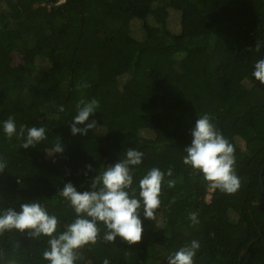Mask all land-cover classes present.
Wrapping results in <instances>:
<instances>
[{"label":"trees","instance_id":"1","mask_svg":"<svg viewBox=\"0 0 264 264\" xmlns=\"http://www.w3.org/2000/svg\"><path fill=\"white\" fill-rule=\"evenodd\" d=\"M262 57L264 0H0V210L40 202L58 218L59 234L76 216L59 195L64 184L90 190L96 174L134 148L143 152L132 169L137 195L147 170L172 168L155 219L141 209L134 244L105 241L98 223L96 243L79 249L75 264H167L192 240L200 244L194 264H264V84L252 76ZM81 98L99 101L89 118L97 126L73 135ZM204 113L235 149V193L183 163ZM9 116L17 131L44 127L46 139L20 147L22 138L3 132ZM57 137L63 162L47 166ZM48 240L5 231L0 264H50Z\"/></svg>","mask_w":264,"mask_h":264},{"label":"clouds","instance_id":"2","mask_svg":"<svg viewBox=\"0 0 264 264\" xmlns=\"http://www.w3.org/2000/svg\"><path fill=\"white\" fill-rule=\"evenodd\" d=\"M256 51L261 45L256 43ZM252 76L264 84V57L254 63ZM77 114L73 123L69 125L71 134L86 135L97 124L90 120L98 107L99 101L95 98H81L75 105ZM63 112V105L58 106ZM77 125H84L78 127ZM191 131V143L183 149L185 155L183 163L190 166L194 172L203 175L215 189L232 194L240 187V179L235 172V149L233 145L213 124L209 114L204 113L196 118ZM3 132L7 138L16 136L23 139L20 147L27 149L35 147L46 139L44 127H29L21 125L17 131L14 119L9 116L3 121ZM63 146L60 138H56L52 153H62ZM143 152L134 148L126 151L125 158L104 168L96 174L87 191H78L71 182H66L59 195L69 201L76 216L73 222L68 223L65 229L57 234L59 220L50 215L42 203L31 201L22 203L20 210L13 208L0 210V234L5 231L27 230L28 236L37 238L41 235L49 237V248L43 252V257L50 264H75L80 259L78 250L87 244H95L100 234L98 223L102 222L106 231L103 239L114 242L119 236L129 244L141 240L143 233L141 209L143 217L148 220L155 219V212L160 207V193L165 175H172V168L167 173L158 167H152L139 179L138 195L133 185L134 166L142 163ZM7 166V161L0 157V172ZM91 169V165L86 166ZM175 180L167 181L168 187L175 186ZM131 189V193L128 191ZM193 224L198 223L197 213L189 214ZM200 244L192 240L190 244L181 246L167 257V264H194V257ZM103 264H109L105 259Z\"/></svg>","mask_w":264,"mask_h":264},{"label":"rangeland","instance_id":"3","mask_svg":"<svg viewBox=\"0 0 264 264\" xmlns=\"http://www.w3.org/2000/svg\"><path fill=\"white\" fill-rule=\"evenodd\" d=\"M49 152L51 151H48L45 156H44V163L47 165V166H52V165H56L58 164L59 162H63V158L57 154H49ZM208 199H209V195L206 196Z\"/></svg>","mask_w":264,"mask_h":264},{"label":"water","instance_id":"4","mask_svg":"<svg viewBox=\"0 0 264 264\" xmlns=\"http://www.w3.org/2000/svg\"><path fill=\"white\" fill-rule=\"evenodd\" d=\"M260 185H261V191H263V181L261 178H260Z\"/></svg>","mask_w":264,"mask_h":264}]
</instances>
